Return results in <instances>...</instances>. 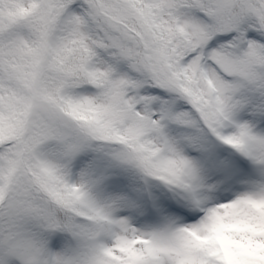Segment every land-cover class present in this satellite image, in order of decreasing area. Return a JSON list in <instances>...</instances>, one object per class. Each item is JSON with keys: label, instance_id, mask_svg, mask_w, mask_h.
<instances>
[{"label": "rangeland", "instance_id": "374dc122", "mask_svg": "<svg viewBox=\"0 0 264 264\" xmlns=\"http://www.w3.org/2000/svg\"><path fill=\"white\" fill-rule=\"evenodd\" d=\"M144 1L156 4L164 27L175 38V31L180 32L178 41L188 45L180 75L195 86L188 99L192 102L195 97L194 102L212 108L216 117L209 125L212 130L200 129L198 136L192 131L179 134L196 123L187 117L194 111L192 105L169 107L164 104L169 100L148 97L150 91L140 88L141 82L138 93L128 91L130 74L125 65L114 71L99 58L93 73L95 81L104 80L101 89L93 84L75 89L63 111L57 89L44 90L49 81L39 82L33 70L24 87L33 110L26 120L37 130L33 138L61 128V151L40 147L36 157L78 194L95 229L90 235L81 234L74 244L58 233L46 243L44 236L28 228L8 240L10 248L3 251L0 264L264 263V29L247 19L242 39L231 25L211 37L210 24L220 21L217 16L231 0H217V16L193 13L180 0ZM19 3L28 7V0ZM53 4L65 11L58 32L44 43V56L67 58L82 48L98 51L81 7L74 0ZM33 36L25 28L18 40L25 43ZM86 111L99 112V121L127 135L131 147L118 150L114 157L129 176L115 171L94 177L76 162L64 164L65 156L77 153L98 133L78 131L76 143H71L73 131L84 125L77 124L74 116L84 120ZM134 137L151 152L149 174L142 177L135 176L141 166L132 146ZM252 150L258 165L248 168L245 153Z\"/></svg>", "mask_w": 264, "mask_h": 264}, {"label": "trees", "instance_id": "16d2710c", "mask_svg": "<svg viewBox=\"0 0 264 264\" xmlns=\"http://www.w3.org/2000/svg\"><path fill=\"white\" fill-rule=\"evenodd\" d=\"M20 1L0 0V253L6 249L5 237L9 239L11 232L24 234L31 228L47 240L56 228L84 235L92 233L95 227L81 216L73 192L63 188L34 158L33 151L41 145L53 152L61 151V128L57 126L40 139L33 138L37 130L26 120V116H33L30 113L33 110L24 90L33 70L39 82L49 81L44 84V90L57 89L62 111L75 87L93 80L96 58L100 56L114 71L125 65L131 74L126 84L134 85L135 92L141 82L157 97L168 93L167 100L171 102L180 98L190 101L189 91L193 88L178 76L185 43L182 39L178 41L179 33L175 32V38L161 23L156 4L144 0H74L89 17L90 34L95 36L102 52L82 48L74 54L70 52L67 58L54 59L44 56L43 46L58 32L65 9L58 10L53 0H28L27 8ZM216 2L180 0L193 13L198 10L213 13ZM247 17L253 18V23L260 20L264 26V0H231L228 9L218 17L220 21L212 22L209 32L212 34L229 24L239 30ZM25 28L32 30L34 36L32 41L21 43L18 39ZM100 116L93 111H86L84 120L74 116L77 124L81 121L84 125H76L77 130L70 138L74 144L78 131L98 132L92 135L91 142L80 147L79 156L81 165L95 176L102 175L105 169L121 168L113 160L114 129L104 120L99 121ZM200 116L207 120L209 111L203 110ZM187 130L183 129L182 133ZM132 146L138 148L136 143Z\"/></svg>", "mask_w": 264, "mask_h": 264}]
</instances>
